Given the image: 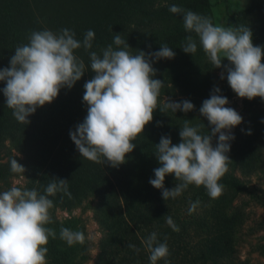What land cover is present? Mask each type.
Segmentation results:
<instances>
[{"label":"trees","instance_id":"obj_1","mask_svg":"<svg viewBox=\"0 0 264 264\" xmlns=\"http://www.w3.org/2000/svg\"><path fill=\"white\" fill-rule=\"evenodd\" d=\"M173 4L211 17L215 24L210 0H0V69L10 66L14 49L28 43L32 31L49 29L58 32L68 28L75 32L76 39L82 41L84 34L91 29L95 32L91 51L98 53L113 44L114 36L119 34L133 54L137 50L155 52L163 44L171 47L176 53L174 58L152 62L156 69L154 78L165 83L160 95L167 94L173 86L184 96L179 102L189 100L196 106L213 90L209 81L190 77L191 71L201 66L206 55L195 33L185 31L182 14L169 11ZM231 23L233 27L247 26L253 33V44L264 48V0H251L247 8L232 10ZM188 35L197 41V52L193 56L180 47ZM113 47L116 46L113 44ZM74 54L85 62L84 75L70 89L61 88L53 102L38 107L28 117L30 122L27 125L19 123L13 117L12 109L7 108L2 91L6 81H0V192L9 189L12 178L20 174L11 172L12 158L24 166L23 174L30 181L28 189L36 188L43 194L53 178L68 180L71 199L62 193L49 197L54 202L50 210L53 223L47 226L57 234V238L50 237L46 245L49 264H70L75 250L74 245L69 246L59 238L60 228L69 227L59 225L55 212L79 207L90 196L100 198L97 219L106 230L95 264H150L149 253L141 240L156 232L160 242L166 239L167 245L170 244L177 231L167 225L166 216L175 219L179 206L183 204L178 197L165 201L162 190L149 183L150 178H155L153 170L160 166L154 154L155 144L162 136H170L173 144L181 142L179 132L184 112L168 110L163 113L157 108L153 120L133 141L136 147L126 154L125 163L118 167L83 158L69 133L87 115L83 85L95 73L90 69L88 52L80 48L74 50ZM224 63H228L226 58ZM207 65L214 68L210 61ZM219 94L228 100L236 95L229 84ZM8 140L20 155L8 149ZM226 154L231 162L219 181L224 187L218 198H210L204 186L189 185L183 192L190 195L189 203L198 199L213 200L212 223L224 225L216 236L208 238L195 256L199 264H222L224 260L227 264H236L234 235L238 220L229 216L227 211L238 195L247 189V184L235 174L241 161L238 151ZM176 183L179 181L173 174L166 175L165 188L171 189ZM175 224L180 227L177 220ZM226 227L229 228L224 229ZM128 244H134L139 251L129 248ZM169 253L168 258L173 257L174 250L169 248ZM157 264H164V261L159 260Z\"/></svg>","mask_w":264,"mask_h":264},{"label":"clouds","instance_id":"obj_2","mask_svg":"<svg viewBox=\"0 0 264 264\" xmlns=\"http://www.w3.org/2000/svg\"><path fill=\"white\" fill-rule=\"evenodd\" d=\"M169 11L182 14L185 31L195 33L208 60L214 68L226 71L229 86L240 98L264 100V48L253 44V33L247 26L214 24L211 17L175 4L169 6ZM94 38L95 32L91 29L82 41L68 28L58 32L32 31L28 43L14 49L10 66L0 69V81H6L2 91L7 108L12 109L19 123L27 125L28 117L38 107L53 102L61 88L70 89L84 75L85 62L74 54V50L83 48L88 52L90 69L95 75L83 85L87 115L69 135L83 158L118 167L136 147L133 141L153 120L157 108L163 113L168 110L187 113L195 106L189 100L175 102L167 98L162 105L159 103L165 83L154 78L156 69L152 62L175 57L176 53L167 44L155 52L137 50L133 54L128 50L131 47L127 41L117 34L113 38L116 47L109 44L98 53L91 51ZM180 47L193 56L197 52V41L188 35ZM224 78L221 72L220 79ZM220 91L219 87H214L210 98L205 99L199 109L211 126L207 134L201 133L200 125L192 126L186 119L180 127L181 142L173 144L170 136H162L155 144L154 154L160 166L153 170L155 178H150L149 183L162 190L165 201L179 197L189 185L204 186L212 199L222 194L224 186L219 181L228 171L231 160L226 153L230 151L229 142L235 139L231 129L239 125L243 117L234 108L226 107L228 98L220 95ZM217 134L214 146L213 137ZM10 170L25 172L15 158L10 160ZM168 174L179 181L171 189L164 187ZM57 193L72 198L68 180L53 178L43 194L36 188L16 185L0 192V264H48L46 245L50 237L57 238L56 231L47 226L53 223L50 210L54 202L49 197ZM198 205L199 201L190 203L189 214ZM166 223L173 231L180 230L171 216H166ZM59 238L69 246L84 244L86 239L83 232L63 226ZM141 243L149 253L150 264H157L159 260L169 264L166 239L160 242L157 233L152 232ZM127 246L139 251L134 244Z\"/></svg>","mask_w":264,"mask_h":264},{"label":"rangeland","instance_id":"obj_3","mask_svg":"<svg viewBox=\"0 0 264 264\" xmlns=\"http://www.w3.org/2000/svg\"><path fill=\"white\" fill-rule=\"evenodd\" d=\"M210 1L215 24L230 27H233L232 10L247 8L251 4V0ZM208 63L206 56L201 66L196 71H191L190 77L199 81H209L213 88L219 87L221 90L228 85L227 73L223 68H209ZM221 72L225 75L223 80L220 79ZM210 95L202 98L192 111L181 115L183 123L187 119L190 120L192 126L200 125L202 134H207L211 130L206 117L199 112L202 102L210 98ZM166 98L179 102L184 96L180 89L170 86L167 94L160 95L159 103L163 104ZM228 101L226 107L234 108L243 117L242 122L231 129L235 139L229 143L230 151L237 150L241 159L235 174L247 184V189L238 195L227 211L229 216L236 217L238 220L234 235L235 263L264 264V122H261L264 118V101L260 97L251 100L240 98L237 94ZM249 130L251 134H248ZM217 139L218 134L213 137L214 146ZM7 147L12 150L13 154L20 155L9 140ZM29 183L26 175L17 174L12 178L9 188L13 185L26 188ZM5 190L8 189H3ZM189 197V194L184 193L178 197L183 204L179 206L173 222L176 223V220L179 222L180 230L168 244V248L174 250L173 257L167 258L169 264H199L195 260L197 253L204 247L208 238L216 236L220 228L224 227V225L215 226L216 224L212 223L213 200L198 199V207L189 214L188 209L192 203L188 202ZM99 206L100 198L90 196L79 207L72 210L58 209L55 212L59 225L61 223L73 231H81L86 237L84 244H74L75 250L70 264H95L100 241L106 233L105 228L97 219ZM222 264H227V261H222Z\"/></svg>","mask_w":264,"mask_h":264}]
</instances>
